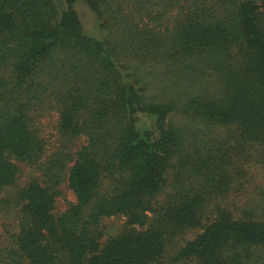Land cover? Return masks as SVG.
<instances>
[{"label":"trees","instance_id":"obj_1","mask_svg":"<svg viewBox=\"0 0 264 264\" xmlns=\"http://www.w3.org/2000/svg\"><path fill=\"white\" fill-rule=\"evenodd\" d=\"M255 147L264 0H0V219L17 220L0 264H264V200L223 204ZM20 163L40 174L4 197ZM66 177L76 199L56 213ZM115 216L127 228L103 240Z\"/></svg>","mask_w":264,"mask_h":264},{"label":"rangeland","instance_id":"obj_2","mask_svg":"<svg viewBox=\"0 0 264 264\" xmlns=\"http://www.w3.org/2000/svg\"><path fill=\"white\" fill-rule=\"evenodd\" d=\"M78 11L83 20L84 27L86 32L90 35L96 37H103L104 33L100 27V21L98 20L96 14L87 6L86 3L81 2L78 6ZM175 12H171L167 15V17L171 18ZM154 24L160 23L159 18H154ZM58 115L57 113H49L41 118H39V126L41 129L42 135L48 141V148L46 150V156L52 153L59 139L58 133ZM173 119L178 123H184L187 121V116L183 115L180 111L176 112ZM258 147H255L252 154H254L251 158L252 163L247 165V167H251L250 173L245 174L243 176H238L237 181L233 185V189L231 190L229 196L223 202V204H230V206L236 209L237 214H241V212L250 205H256L264 200V148L261 151L256 150ZM259 156L258 160L254 159ZM253 162L255 163L253 165ZM20 174L18 177L17 185L13 188H7L3 192V196H13L19 187L24 185L25 181L33 176L39 175V171L24 163H20ZM59 189L61 191L60 195L57 197L56 201V213H60L64 211L70 202L75 201V194L69 187V183L67 177L60 184ZM169 189V188H167ZM170 190V189H169ZM163 194V193H162ZM161 194V195H162ZM126 217L124 216H115V217H107L104 218L101 222L100 228L103 232V240L107 239L109 236H114L127 228ZM11 228L13 230L17 229V220L15 214L13 212L2 214V218L0 219V232L4 230V228ZM201 229H196L193 231H188L185 235L181 236L178 240V243H183L187 239H192L195 237L197 233H199ZM177 243H172L170 248L175 250L177 248Z\"/></svg>","mask_w":264,"mask_h":264}]
</instances>
